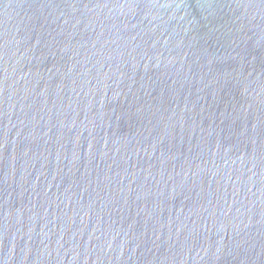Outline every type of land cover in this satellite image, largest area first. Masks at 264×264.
<instances>
[{"label":"water","instance_id":"obj_1","mask_svg":"<svg viewBox=\"0 0 264 264\" xmlns=\"http://www.w3.org/2000/svg\"><path fill=\"white\" fill-rule=\"evenodd\" d=\"M0 264H264V0H0Z\"/></svg>","mask_w":264,"mask_h":264}]
</instances>
